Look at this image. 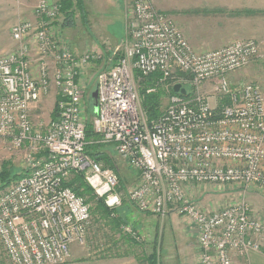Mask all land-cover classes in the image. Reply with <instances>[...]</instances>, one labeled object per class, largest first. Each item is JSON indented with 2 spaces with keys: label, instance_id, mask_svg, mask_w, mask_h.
Returning <instances> with one entry per match:
<instances>
[{
  "label": "built area",
  "instance_id": "obj_1",
  "mask_svg": "<svg viewBox=\"0 0 264 264\" xmlns=\"http://www.w3.org/2000/svg\"><path fill=\"white\" fill-rule=\"evenodd\" d=\"M60 7L59 0H39L36 18L13 27L15 48L0 54V138L25 162L24 176L0 191V242L9 264H64L73 244L86 245L91 206L65 185L76 173L109 209L123 202L118 173L87 152L80 78L96 57L75 53L59 32ZM127 20L124 50L97 76L92 124L100 141L137 174L129 199L145 213L164 218L174 210L186 218L197 231V264H238L237 258L264 252V217L250 202L203 207L190 194L203 186L264 193V94L255 83L230 81L259 56V42L242 39L198 51L151 0H132ZM151 75L156 85L147 91L163 86L169 97L152 121L140 93ZM176 84L187 96L174 91ZM206 84L230 103L213 106ZM53 87L60 98L57 116L35 122L37 104ZM121 230L143 240L132 225Z\"/></svg>",
  "mask_w": 264,
  "mask_h": 264
},
{
  "label": "rangeland",
  "instance_id": "obj_2",
  "mask_svg": "<svg viewBox=\"0 0 264 264\" xmlns=\"http://www.w3.org/2000/svg\"><path fill=\"white\" fill-rule=\"evenodd\" d=\"M151 1L157 9L170 14L176 20L178 25L180 24V20L189 21L196 17L200 18L201 15L209 16V14L205 13H217L218 9L216 6H210L213 5V0ZM89 3L93 4V1ZM114 3L117 5L118 1L115 0ZM110 4V0L104 1V5L110 6ZM131 4L132 0H127L126 15L129 12ZM34 9L35 7L33 6L27 8V12L19 18H17V15L14 14V10H12L10 38L9 41L4 44L5 47L1 54L7 53L15 48L16 42L12 37V29L15 24L20 21L32 20L33 17L31 16L34 14ZM111 16L113 17L114 23H110V25L108 22L103 23L96 21L94 24H89L88 22V25L85 26L78 14L76 26H62L61 29H59V32L67 38L70 47L75 53L82 54L90 52L95 54L96 60L92 61L91 64L85 68L84 73L80 78V82L86 86V108L90 120L91 115L93 116L95 102L93 96L97 87V76L102 69L111 68L116 63L122 50H124L129 34L128 20L126 19L124 31L121 32L123 24H118V11H114ZM120 22L122 21L120 20ZM90 31L92 32L91 37L88 36V32ZM259 45L260 54L262 52V54H264V48H262L261 43H259ZM230 81L233 84L238 82L255 83L261 88L264 94V57H257L250 65L232 76ZM188 88L191 89L190 86H188ZM204 88V91L210 94L213 106L219 105V107H222L221 103L224 98L222 99L220 96L211 92L212 85L206 84ZM160 89V91H164V94L160 98V108L162 112L168 105L169 97L167 96L165 87L162 86ZM55 103V95H53V97L50 95L43 98L37 104V109L34 112L35 122L45 123L50 121ZM94 110L95 113H97L96 108H94ZM105 149L111 154L115 170L119 175L120 186L118 191L123 195V202L120 206L115 208L112 211V215L109 216L96 196L94 198L92 194H84V198L91 206L92 221L89 224L86 245H77L81 249L82 254H84L83 257L88 255V253L93 257L100 258L105 256H118V254L131 252L134 256L147 261L150 254L156 252V256L153 258L155 264H197V231L195 230V227L190 224L186 218L174 210L164 218L153 213H145L139 210L128 196L130 189L137 182V174L121 157L118 156L113 147L106 146ZM5 162H9L12 168L11 173L23 172L25 170V162L22 152L11 151L8 141L0 138V170ZM102 163L105 167L107 166L105 162ZM190 194L192 198L203 207L207 205L213 208H219L233 200L245 199L254 204V206L261 208L259 203L264 202V193L255 188H250L246 193L242 187L213 190V188H206L203 186L202 188H196ZM262 209L264 211V204ZM114 215L117 219L121 220L122 225H132L135 230L139 231L143 236V240L136 242L131 241L128 236L122 232L121 227L117 224L118 221L116 222V219L114 220L115 217H112ZM73 246L76 245L73 244L72 247ZM0 264H9L1 242Z\"/></svg>",
  "mask_w": 264,
  "mask_h": 264
},
{
  "label": "crops",
  "instance_id": "obj_3",
  "mask_svg": "<svg viewBox=\"0 0 264 264\" xmlns=\"http://www.w3.org/2000/svg\"><path fill=\"white\" fill-rule=\"evenodd\" d=\"M38 1L0 0V54L4 50V44L10 38L12 10L19 18L27 12V8L35 7ZM91 1H93V4L89 3ZM104 1L106 0H85L89 24H94L97 21L108 22L110 25V23H114L111 15L114 11H118V24H123L121 31L123 32L127 19V0H116L118 1L117 5L114 3L115 0H110V6L104 5ZM212 2L213 5L210 6L218 7L217 13H205L209 14V16L201 15L200 18L196 17L189 21H179L180 27L184 30L194 49L198 51L214 50L236 40L249 38L259 40L260 42H258L264 48V0H213ZM31 17H33L32 20L36 18L35 14H32ZM119 18L122 22H120ZM88 33V36L91 37L92 32ZM262 53L259 54V58L264 57ZM55 93L56 90L53 87L52 97ZM259 204L261 208L254 206V204L252 205L257 213L264 217L262 209L264 202ZM74 245L76 246L71 249L70 259L64 264H148L147 261L134 256L131 252L100 258L93 257L88 253V255L83 257L84 254L77 246L78 244ZM237 260L238 264H264V252L253 251L247 257H240Z\"/></svg>",
  "mask_w": 264,
  "mask_h": 264
},
{
  "label": "trees",
  "instance_id": "obj_4",
  "mask_svg": "<svg viewBox=\"0 0 264 264\" xmlns=\"http://www.w3.org/2000/svg\"><path fill=\"white\" fill-rule=\"evenodd\" d=\"M60 1V11L63 17V26L64 27H74L77 25V15L81 17V21L83 24L86 26L88 25V12L86 9V4L84 0H59ZM156 78L157 75H151L141 82L140 85V93L142 96V105L143 108L149 118V120H154L157 117H159L162 112H161V102L160 98L164 94V91H160L161 89L158 88L156 91L153 92H148L147 90L151 87H154L156 85ZM60 98H57V101L55 103V107L52 113V119H54L57 114H58V100ZM230 99L225 97L223 99V104H229ZM95 115V111L93 108V116L91 115V120L88 119L87 122V139L89 141V144L87 146V152L93 156L96 160L105 162L107 165L106 167L112 168L115 170V165L113 163V159L111 157V154L109 151H107L105 148L106 146H109L105 143H102L101 136L95 131L93 124H92V119ZM114 149V148H113ZM112 152V151H111ZM116 171V170H115ZM12 168L9 164V162H5L4 165L2 166L0 170V191L5 189L8 185H10L12 182L20 179L21 177L24 176V171L23 172H17V173H11ZM117 172V171H116ZM4 182V183H3ZM3 183V184H2ZM66 186L71 187L78 195L84 197L85 193L92 194L95 198V193L92 189V187L86 182L84 177L81 174H75V176L67 181L65 183ZM83 189V190H81ZM98 201L101 202V205L104 206V209L106 213L111 216L112 211L109 209L103 199H99ZM116 219V220H115ZM114 220L117 222L118 221V226H122L121 220L117 219L115 216ZM128 238L136 242L133 238L128 236ZM156 252H152L150 256L148 257L147 261L149 264H155V258ZM150 259V260H149Z\"/></svg>",
  "mask_w": 264,
  "mask_h": 264
},
{
  "label": "water",
  "instance_id": "obj_5",
  "mask_svg": "<svg viewBox=\"0 0 264 264\" xmlns=\"http://www.w3.org/2000/svg\"><path fill=\"white\" fill-rule=\"evenodd\" d=\"M174 91L175 92H181L184 96H187V91H186L185 88H182V85L181 84H176L174 86ZM93 97L95 99L94 108H96V110H98V104H97L98 93H97V90H95Z\"/></svg>",
  "mask_w": 264,
  "mask_h": 264
}]
</instances>
